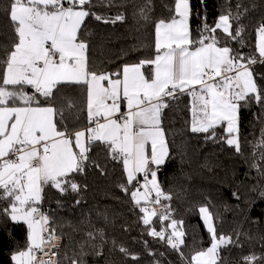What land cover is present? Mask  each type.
Returning <instances> with one entry per match:
<instances>
[{"label": "snow or ice", "instance_id": "snow-or-ice-1", "mask_svg": "<svg viewBox=\"0 0 264 264\" xmlns=\"http://www.w3.org/2000/svg\"><path fill=\"white\" fill-rule=\"evenodd\" d=\"M126 6L127 0H8L3 6L11 32L0 33V256L7 253L9 264H89L90 257L93 264H113L104 252L105 231L91 219L95 211L107 222L106 209H82L76 223L59 216L64 204L59 197L72 196L71 207H80L88 185L79 178L89 173L106 177L110 164L112 170L122 167L126 183L117 186L142 213V233L162 242L182 264H229L232 251L243 248L241 237L252 236L239 228L225 232L209 201L198 205L209 246L193 250L189 258L184 221L174 218L173 194L158 177L177 155L163 122L166 110L182 95L191 98L187 131L197 139L203 134L205 143L218 144L221 151L229 149V156L247 166L245 178L256 179L249 186L255 195L243 199L245 220L264 221V150L255 151L264 149V128L251 160L241 134V113L253 105L260 109L255 118L264 123V71L257 72V66H264V13L255 19L246 16L250 8L262 5L225 0L224 11L212 24L205 16L194 26L189 0H174L169 16L159 19L153 18V0H143L133 19L154 29L153 54L134 56L149 47L134 44L120 50L116 58L123 63L105 69V60L115 61L92 55L89 25L125 24L127 16L94 9ZM249 26L258 55L242 51ZM99 151L105 153L103 162L95 158ZM178 155L181 165L187 162L185 152ZM201 167L211 171L219 165L206 159ZM238 187L231 196L241 201ZM53 189L59 193L57 207L45 210ZM154 217L161 222L160 230L153 226ZM164 221H169L166 227ZM18 231L25 233L23 247ZM80 231L85 235L77 240L72 233ZM110 251H118L125 264H143L139 253L115 240ZM145 252L149 264H163L158 257L164 252H154L147 242ZM241 264H264V253L242 255Z\"/></svg>", "mask_w": 264, "mask_h": 264}, {"label": "trees", "instance_id": "trees-1", "mask_svg": "<svg viewBox=\"0 0 264 264\" xmlns=\"http://www.w3.org/2000/svg\"><path fill=\"white\" fill-rule=\"evenodd\" d=\"M262 6L256 9H251L246 14L250 18H258L264 13V0H256ZM8 3V0H0V33H10L11 28L7 17L3 14V6ZM143 0H127V6L124 8L102 9L97 7L95 11L102 12L106 15H115L118 11L125 12L127 22L125 24L103 25L92 21L89 25L91 35L88 37L93 46L92 55L98 60L104 59L106 56H111L114 63L105 60L102 67L105 69H114L118 64L123 63V60L117 59L119 52L123 48H129L134 44L143 43L149 45L134 53V56H143L153 54L154 46V29L151 24L142 26L143 22L137 24L133 19V11L142 4ZM154 12L153 18H167L169 16V8L174 7V0H153ZM225 0H189L192 10L191 23L198 25L202 17H207V22L212 24L214 19L224 11L223 4ZM247 5L249 0H244ZM247 23V19L243 21ZM87 35V34H86ZM255 34L254 29L249 26L246 29L245 43L246 47L242 49L245 54L258 55L255 52ZM2 56V50H0ZM128 59H131L129 57ZM264 71V66H257V72ZM191 98L187 95H182L179 100L173 102V106L166 110L163 126L167 130L168 140L172 145V152L176 155L175 160L168 162L163 169L158 173L159 180L166 191L173 194L171 202L172 207L176 210L174 218L184 221V230L186 232L185 252L190 255L193 250L206 248L209 246L210 238L203 226L202 220L199 217L198 205H209L210 210L214 213H219L220 221L225 232H231L232 229L239 228L240 231L248 233L252 236L251 240L241 237L243 248H237L232 251L229 256V264H241L242 255L256 253L260 255L264 253V241L260 239L264 235V221L252 223L245 220V205L243 204L244 197L254 196L255 193L249 191V186L256 183V179H246L244 173L247 171V166L236 156H229L230 151L225 147L220 150V145H213L211 142L205 143L203 134L201 138H195L194 134L187 131L188 123L192 119L190 111ZM260 109L253 105L250 110L242 111L241 113V134L243 138L242 147L245 155L251 160V154L254 146L258 144L261 138V128H264V123L257 120L254 114L259 113ZM86 123V121H85ZM221 132V129H217ZM174 142V143H173ZM264 149L256 148L257 154ZM185 152V160L183 165L180 163L179 152ZM105 153L99 151L95 156L97 160L103 162ZM258 158V157H257ZM208 160L212 165L219 167L203 168L201 165ZM235 167V176L232 175V169ZM122 167L116 165L115 169H111L106 177L98 174L89 173L87 178L80 177L83 184L88 187L81 193L84 203L75 209L71 207L73 197H59V193L51 190L47 197L44 208L55 209L57 205L54 202L56 197H59L63 202V208L59 211V216L65 220H70L76 223L81 218V210L100 209L107 210L109 220L105 222L96 217L95 211L91 212V219L96 228H103L105 238L108 245L104 247L105 255L113 262V264H125L124 258L118 251H110L111 241L115 240L118 244H123L131 251L139 253L143 264H149L151 257L145 252V242L147 247L154 252H164L165 256L158 257L163 264H182L178 255L168 249L162 242L149 237L146 232L142 233L145 227L140 220L142 213L136 208L130 195H125L117 186L120 183H126V177L121 175ZM191 177V179H188ZM251 177H255V171H252ZM243 181V184L241 182ZM225 184L231 185L226 187ZM241 193V201H236L232 198L231 192L237 190ZM134 190V189H133ZM221 196L226 197L222 200ZM119 197V199H116ZM227 206V207H226ZM191 209V210H189ZM257 213L253 212L252 216ZM166 222L164 226L166 227ZM153 226L160 230L161 222L158 219H153ZM84 227V226H81ZM90 230V229H85ZM171 231V229H168ZM64 232H72L70 227H64ZM17 238L21 242V247L25 240L23 231L17 232ZM72 235L77 240L84 238L85 232H74ZM67 243V239L62 240V244ZM227 255V254H226ZM95 258H89V264H93ZM0 264H9L8 254L0 256ZM101 264L103 261L101 260Z\"/></svg>", "mask_w": 264, "mask_h": 264}, {"label": "built area", "instance_id": "built-area-1", "mask_svg": "<svg viewBox=\"0 0 264 264\" xmlns=\"http://www.w3.org/2000/svg\"><path fill=\"white\" fill-rule=\"evenodd\" d=\"M141 182H143V177L142 176H140L139 178H138ZM154 197H155V195H152V198L154 199ZM157 207H159V206H157ZM153 219H158L157 217H154ZM159 220V219H158ZM166 222H168V221H164L163 222V224H165ZM169 231V230H168ZM170 232V231H169ZM60 243L62 244V241H60Z\"/></svg>", "mask_w": 264, "mask_h": 264}, {"label": "crops", "instance_id": "crops-1", "mask_svg": "<svg viewBox=\"0 0 264 264\" xmlns=\"http://www.w3.org/2000/svg\"><path fill=\"white\" fill-rule=\"evenodd\" d=\"M123 110H125V109H124V108H123V106H122V111H123ZM140 176H141V175H139V174H138V177H137V178H139ZM140 191H141V192H143V191H144V189H143V188H141V189H140ZM142 203H143V201H142Z\"/></svg>", "mask_w": 264, "mask_h": 264}, {"label": "rangeland", "instance_id": "rangeland-1", "mask_svg": "<svg viewBox=\"0 0 264 264\" xmlns=\"http://www.w3.org/2000/svg\"><path fill=\"white\" fill-rule=\"evenodd\" d=\"M152 195H155L154 193H152Z\"/></svg>", "mask_w": 264, "mask_h": 264}]
</instances>
